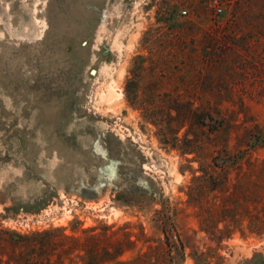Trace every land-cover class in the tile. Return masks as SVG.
Returning <instances> with one entry per match:
<instances>
[{
    "label": "rangeland",
    "instance_id": "rangeland-1",
    "mask_svg": "<svg viewBox=\"0 0 264 264\" xmlns=\"http://www.w3.org/2000/svg\"><path fill=\"white\" fill-rule=\"evenodd\" d=\"M262 1L0 0V264H264Z\"/></svg>",
    "mask_w": 264,
    "mask_h": 264
},
{
    "label": "trees",
    "instance_id": "trees-1",
    "mask_svg": "<svg viewBox=\"0 0 264 264\" xmlns=\"http://www.w3.org/2000/svg\"><path fill=\"white\" fill-rule=\"evenodd\" d=\"M221 3H229L230 0H219ZM264 2V0L262 1V3ZM264 6V3H263ZM220 10V9H218ZM219 123H221V121H219ZM259 130V128H258ZM260 134V132H258ZM264 142V134H260L258 136H254V139L252 140H248V146L251 147H256L259 146L260 143ZM49 236V237H48ZM14 237L16 238L15 240H9L10 242V246L12 248V250L17 251V250H21L23 248L28 247L31 250H34L36 248V245L38 244L40 246V249H36V250H40L42 253L47 250V247H49L52 243L50 239V234L49 233H43V234H35L32 235L30 237L27 236H20V235H14ZM43 237H47L48 240H44L42 239ZM38 238V239H36ZM40 239V240H39ZM44 248V249H43ZM13 251V254L10 255L9 257L13 259V263L15 264H42L39 261L33 262L31 260V258H25V257H20L21 255H16ZM15 259L19 260V262H14Z\"/></svg>",
    "mask_w": 264,
    "mask_h": 264
},
{
    "label": "built area",
    "instance_id": "built-area-1",
    "mask_svg": "<svg viewBox=\"0 0 264 264\" xmlns=\"http://www.w3.org/2000/svg\"><path fill=\"white\" fill-rule=\"evenodd\" d=\"M220 12V10H218ZM182 14H185V12H182Z\"/></svg>",
    "mask_w": 264,
    "mask_h": 264
},
{
    "label": "bare ground",
    "instance_id": "bare-ground-1",
    "mask_svg": "<svg viewBox=\"0 0 264 264\" xmlns=\"http://www.w3.org/2000/svg\"><path fill=\"white\" fill-rule=\"evenodd\" d=\"M36 33V32H35Z\"/></svg>",
    "mask_w": 264,
    "mask_h": 264
}]
</instances>
